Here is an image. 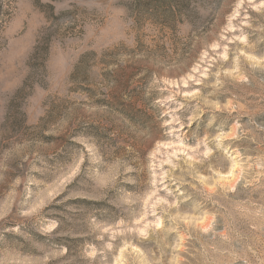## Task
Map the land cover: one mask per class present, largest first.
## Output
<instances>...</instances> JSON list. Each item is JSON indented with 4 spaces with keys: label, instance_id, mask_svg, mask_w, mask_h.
Segmentation results:
<instances>
[{
    "label": "rangeland",
    "instance_id": "rangeland-1",
    "mask_svg": "<svg viewBox=\"0 0 264 264\" xmlns=\"http://www.w3.org/2000/svg\"><path fill=\"white\" fill-rule=\"evenodd\" d=\"M0 264H264V0H0Z\"/></svg>",
    "mask_w": 264,
    "mask_h": 264
}]
</instances>
